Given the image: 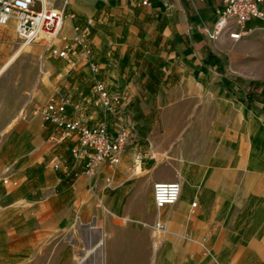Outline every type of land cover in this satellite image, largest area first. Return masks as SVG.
<instances>
[{"label": "crops", "instance_id": "obj_1", "mask_svg": "<svg viewBox=\"0 0 264 264\" xmlns=\"http://www.w3.org/2000/svg\"><path fill=\"white\" fill-rule=\"evenodd\" d=\"M49 2L66 17L61 37L86 30L90 54L89 62L49 56L41 77L43 85L52 82L48 100L65 102L70 120L89 127L106 121L111 133L121 120L133 132L120 163H102L88 177L84 153L73 154L75 136L30 112L5 124L0 264H109L124 251L104 248L105 238L122 234H154L153 264H264L261 22H248L238 42L213 41L219 0ZM39 44L7 71L18 87L35 77ZM96 82L121 94L113 114L97 104ZM156 182L181 187L177 203L159 212ZM156 221L165 225L161 238L144 229ZM100 234L101 252L92 250Z\"/></svg>", "mask_w": 264, "mask_h": 264}, {"label": "built area", "instance_id": "obj_2", "mask_svg": "<svg viewBox=\"0 0 264 264\" xmlns=\"http://www.w3.org/2000/svg\"><path fill=\"white\" fill-rule=\"evenodd\" d=\"M124 1L131 3L134 0ZM219 1L221 8L213 26L211 40L238 42L249 34L247 23L252 20H259L264 26V0ZM65 4H68V0H65ZM140 4L147 6V0H141ZM65 20L63 12L53 7L49 0H0V31L10 24L16 37L25 45L32 44L37 39L50 43L58 40L56 46H49L52 48V56L69 62L71 57L89 62L90 50L86 30L73 28L74 36L71 40L61 37ZM90 67L92 71H96L94 65L90 64ZM92 90L99 107L104 112L113 114L121 103V94H110L100 82H96ZM39 115L43 122L60 130L64 137H76L77 148L73 150V154L81 151L84 153L86 158L84 172L88 177L93 176L102 163L109 167L118 165L133 132V127L121 120L113 133L108 130L106 121L89 127L79 121L70 120L65 102H58L55 97L47 101L39 110ZM180 193L181 187L178 183H154L152 185L154 208L159 212L176 204ZM195 206L196 203H193L192 207ZM149 228L156 234H163L165 231V225L161 221H156Z\"/></svg>", "mask_w": 264, "mask_h": 264}, {"label": "rangeland", "instance_id": "obj_3", "mask_svg": "<svg viewBox=\"0 0 264 264\" xmlns=\"http://www.w3.org/2000/svg\"><path fill=\"white\" fill-rule=\"evenodd\" d=\"M21 43L13 30L3 29L0 31V62L2 61L3 63L0 74L3 71H10L12 63L18 56H21L22 50L30 47L24 48ZM36 46H38L37 51L34 54V58H31L34 59L36 65L35 77L31 85L18 87L17 78L11 79V73L7 72L3 76L4 87L0 86V136L9 129L5 124L11 123L20 114L22 116L18 120L27 118L29 112L41 119L38 114L39 109L46 104L53 92L50 79H48L45 85L41 83V77L44 76V73H47L45 63L49 59V56H51L52 48L45 43ZM28 69L25 65L21 66V70L23 71ZM151 225L146 224L144 229L151 230L149 228ZM163 234H160L158 237L161 238ZM153 235L122 234L121 238H105L104 248L114 245L115 247L122 248L124 251L122 254L110 255L109 258L112 259V262L109 264H153L155 257L152 245ZM156 246L157 244L155 248Z\"/></svg>", "mask_w": 264, "mask_h": 264}, {"label": "bare ground", "instance_id": "obj_4", "mask_svg": "<svg viewBox=\"0 0 264 264\" xmlns=\"http://www.w3.org/2000/svg\"><path fill=\"white\" fill-rule=\"evenodd\" d=\"M7 28H12V29L14 30L13 26H10V24L7 25L6 29H7ZM36 43H45V44H48V43H50V42H47L46 40H42V39H37V40L34 42V44H36ZM57 43H58V40H54L53 42H51V43L48 44L47 46L54 47V46L57 45ZM21 45H22V47L25 48V47H27V46H31V45H33V44L25 45V44L21 43Z\"/></svg>", "mask_w": 264, "mask_h": 264}, {"label": "water", "instance_id": "obj_5", "mask_svg": "<svg viewBox=\"0 0 264 264\" xmlns=\"http://www.w3.org/2000/svg\"><path fill=\"white\" fill-rule=\"evenodd\" d=\"M102 246H103V239H102V234H100V240H98V242L96 243V245L93 247L92 250L94 251L98 250L99 252H101Z\"/></svg>", "mask_w": 264, "mask_h": 264}]
</instances>
